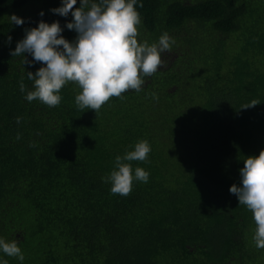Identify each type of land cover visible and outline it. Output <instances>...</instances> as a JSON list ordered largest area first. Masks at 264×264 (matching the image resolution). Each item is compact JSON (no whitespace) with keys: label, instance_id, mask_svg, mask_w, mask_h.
<instances>
[{"label":"trees","instance_id":"1","mask_svg":"<svg viewBox=\"0 0 264 264\" xmlns=\"http://www.w3.org/2000/svg\"><path fill=\"white\" fill-rule=\"evenodd\" d=\"M142 3L138 43L168 32L195 58L173 57L95 111L77 107L75 82L55 107L20 91L21 80L34 90L26 73L43 63L11 55L26 29L59 21L77 36L71 12L50 11L61 0H0V236L19 242L22 264H264L253 214L229 191L264 149V0ZM142 139L148 160L130 163L148 182L112 193L103 177Z\"/></svg>","mask_w":264,"mask_h":264},{"label":"clouds","instance_id":"2","mask_svg":"<svg viewBox=\"0 0 264 264\" xmlns=\"http://www.w3.org/2000/svg\"><path fill=\"white\" fill-rule=\"evenodd\" d=\"M76 4L77 0H61V6L50 10L63 17L71 12L73 20L65 27L77 33L73 41L62 35L64 28L59 21L49 24L41 20L37 27L25 30L24 38L17 42L11 55H22L24 64L43 62L35 73H26L34 82V90H27L23 80L20 81V91H27L28 102L39 99L55 107L62 100L60 90L71 81L81 89L75 96L77 107L98 111L113 96L121 97L129 89L141 91L144 77L157 72L163 63L161 54L170 51L176 40L164 32L158 42L138 43L141 15L137 5L143 7L142 0H79L80 6L74 9ZM43 15L41 11L40 16ZM10 20L17 26L25 23L15 14ZM11 41L9 35L7 43ZM25 53L33 60L28 61ZM153 97L156 98L155 94ZM258 104L253 99L244 109ZM21 119L17 117V123ZM151 151L150 142L142 139L134 145V150L116 157L115 168L103 177L104 182L111 183L112 193L127 195L134 181L148 182L150 172L139 166L133 169L130 162L147 161ZM243 164L239 169L240 182L229 191L237 196L239 205L252 212L256 223L253 240L257 248L264 249V149L258 156L246 157ZM0 252L16 257L21 264L25 259L17 240L8 241L0 236ZM0 264L9 262L0 256Z\"/></svg>","mask_w":264,"mask_h":264},{"label":"rangeland","instance_id":"3","mask_svg":"<svg viewBox=\"0 0 264 264\" xmlns=\"http://www.w3.org/2000/svg\"><path fill=\"white\" fill-rule=\"evenodd\" d=\"M33 11L34 10L31 7H29V8H25L22 13H24V12H28V13L31 12L32 13ZM173 37L176 38L177 36L174 35ZM175 40H176V43L174 45H172L171 50L165 51L164 53H162V61H163L162 64L164 65L165 62H166V64L168 62H171L173 57L178 59L180 56L185 57L187 54H189L190 56L184 58L182 60L181 64H183V63L190 64L191 62H193V60L195 58L194 52H192V50L189 49L187 45H184L181 41H179L177 39H175ZM262 259L264 260V256L262 257Z\"/></svg>","mask_w":264,"mask_h":264}]
</instances>
